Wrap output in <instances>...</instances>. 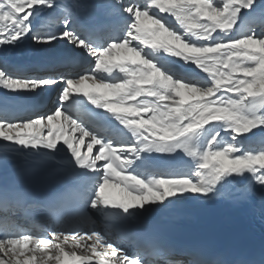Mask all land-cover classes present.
<instances>
[{"label":"snow or ice","instance_id":"obj_1","mask_svg":"<svg viewBox=\"0 0 264 264\" xmlns=\"http://www.w3.org/2000/svg\"><path fill=\"white\" fill-rule=\"evenodd\" d=\"M61 41L58 64L9 63ZM257 202L264 217V0H0V264H264V242L148 226L182 203Z\"/></svg>","mask_w":264,"mask_h":264},{"label":"bare ground","instance_id":"obj_2","mask_svg":"<svg viewBox=\"0 0 264 264\" xmlns=\"http://www.w3.org/2000/svg\"><path fill=\"white\" fill-rule=\"evenodd\" d=\"M60 13L53 14L52 17L44 18V23L49 29H55L57 27V21L59 19ZM81 22L84 20V11L80 16ZM67 52L66 56L72 55L70 46H67L60 42L55 49H51L48 51H40L37 48L33 47L30 43H26L19 49H9L7 56L9 63H24L29 65H45L44 61L40 58L43 54H49L53 58L60 57L59 54L62 52ZM60 62V61H59ZM58 62V63H59ZM53 63V64H58ZM56 95L55 93L44 95L39 99V105L45 106L44 109L40 112L48 111L56 102ZM180 211L173 213L168 216L162 217H153L148 221V225L153 222H160V221H170L174 225L179 226L180 223L184 222H195L199 217H219L220 215H224L229 213L230 211L236 210L240 207H233L228 204L224 203H209L205 206H199L193 203H182L180 206ZM245 207V206H243ZM257 207L259 208L258 202ZM175 226V227H177Z\"/></svg>","mask_w":264,"mask_h":264},{"label":"rangeland","instance_id":"obj_3","mask_svg":"<svg viewBox=\"0 0 264 264\" xmlns=\"http://www.w3.org/2000/svg\"><path fill=\"white\" fill-rule=\"evenodd\" d=\"M56 99V98H55Z\"/></svg>","mask_w":264,"mask_h":264}]
</instances>
